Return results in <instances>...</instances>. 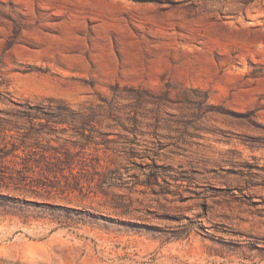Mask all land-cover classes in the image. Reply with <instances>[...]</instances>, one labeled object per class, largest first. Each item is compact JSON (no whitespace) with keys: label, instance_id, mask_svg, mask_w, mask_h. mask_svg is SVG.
Returning <instances> with one entry per match:
<instances>
[{"label":"rangeland","instance_id":"1","mask_svg":"<svg viewBox=\"0 0 264 264\" xmlns=\"http://www.w3.org/2000/svg\"><path fill=\"white\" fill-rule=\"evenodd\" d=\"M0 264H264V0H0Z\"/></svg>","mask_w":264,"mask_h":264},{"label":"trees","instance_id":"2","mask_svg":"<svg viewBox=\"0 0 264 264\" xmlns=\"http://www.w3.org/2000/svg\"><path fill=\"white\" fill-rule=\"evenodd\" d=\"M63 108L64 107L61 108V106H57L56 110L57 111H65V108L64 109ZM54 118L59 120L61 118V115L60 114L59 115L57 114V115L54 116ZM34 119L40 120V118H37V117H34Z\"/></svg>","mask_w":264,"mask_h":264}]
</instances>
